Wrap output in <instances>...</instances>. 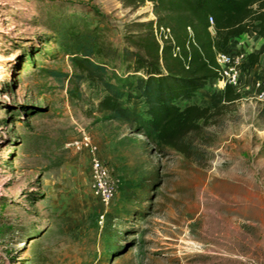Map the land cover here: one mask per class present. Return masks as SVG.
I'll return each mask as SVG.
<instances>
[{"label":"rangeland","instance_id":"1","mask_svg":"<svg viewBox=\"0 0 264 264\" xmlns=\"http://www.w3.org/2000/svg\"><path fill=\"white\" fill-rule=\"evenodd\" d=\"M156 18L151 0H0V264H264V100L252 78L208 126L198 162L99 110L104 82L75 75L72 55L91 43L123 104L146 117L126 33ZM240 37L264 57V37ZM208 83L192 100L223 104L222 80ZM80 129L116 186L108 205L73 143Z\"/></svg>","mask_w":264,"mask_h":264},{"label":"trees","instance_id":"2","mask_svg":"<svg viewBox=\"0 0 264 264\" xmlns=\"http://www.w3.org/2000/svg\"><path fill=\"white\" fill-rule=\"evenodd\" d=\"M151 1L157 18L131 21L126 37L134 49L125 47L134 69L144 73L137 88L144 98L146 117L123 104L124 91L107 80V67L92 58L91 43L74 51L72 60L81 72L75 75L80 78L86 73L90 79L104 82L109 93L99 102V110L134 123L160 150L172 147L202 162L212 142L208 126L222 121L227 102L235 101L240 93L227 83L221 105L212 107L192 98L210 78H220L217 55L232 37L251 28L264 37V0ZM123 2L137 6L145 0ZM155 24L169 27L168 36L160 39ZM259 57V53H249L252 64ZM180 100L191 101L181 104Z\"/></svg>","mask_w":264,"mask_h":264},{"label":"built area","instance_id":"3","mask_svg":"<svg viewBox=\"0 0 264 264\" xmlns=\"http://www.w3.org/2000/svg\"><path fill=\"white\" fill-rule=\"evenodd\" d=\"M210 21L213 23V17H210ZM210 27L213 29L212 24ZM156 32H160L161 38L167 37L169 27H156ZM217 60L220 74L218 79L222 80L224 86L229 83L236 92H240L242 87L246 85V81H250L252 78L251 88L259 99L264 100L263 56L261 59L259 58L258 62L252 64L249 59V52L239 46L232 45L230 42L219 50ZM73 143L79 149L89 153L94 191L108 205L115 196L116 186L110 177L109 168L100 156L98 143L86 129L79 130V136L74 139Z\"/></svg>","mask_w":264,"mask_h":264},{"label":"crops","instance_id":"4","mask_svg":"<svg viewBox=\"0 0 264 264\" xmlns=\"http://www.w3.org/2000/svg\"><path fill=\"white\" fill-rule=\"evenodd\" d=\"M253 38H248V39H246V40H242V38L240 37V35H237V36H234V37H232V39H231V44L232 45H236V46H239V47H241L242 49H244V50H246L247 52H249V53H251V52H254V53H259L260 54V59L262 58V56H263V53H261L260 52V50L259 49H253V48H251L249 45H250V43H251V40H252ZM249 42V43H248ZM255 75V74H254ZM253 75V76H254ZM218 78H210L209 79V83H208V85H210V84H215L216 83V80H217ZM223 84V83H222ZM202 89H205V87H202V88H200L199 90H202ZM221 90H222V88H221Z\"/></svg>","mask_w":264,"mask_h":264}]
</instances>
